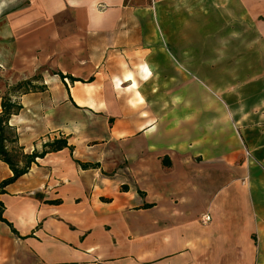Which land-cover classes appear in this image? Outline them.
<instances>
[{
    "label": "crops",
    "instance_id": "0c3cea01",
    "mask_svg": "<svg viewBox=\"0 0 264 264\" xmlns=\"http://www.w3.org/2000/svg\"><path fill=\"white\" fill-rule=\"evenodd\" d=\"M3 5L18 72L45 85L11 97L17 144L68 143L0 195L39 264H264V68L250 107L212 111L148 0Z\"/></svg>",
    "mask_w": 264,
    "mask_h": 264
},
{
    "label": "rangeland",
    "instance_id": "374dc122",
    "mask_svg": "<svg viewBox=\"0 0 264 264\" xmlns=\"http://www.w3.org/2000/svg\"><path fill=\"white\" fill-rule=\"evenodd\" d=\"M2 3L5 9L11 6V0H0ZM155 8L163 17V32L170 36L164 42L168 48H189L193 71L185 73L187 78L199 82L203 73L210 76L212 111L221 107L232 112L235 105L245 102L250 107L253 93L259 92L250 77L264 68V0H158ZM1 26L0 111L2 97L35 92L42 79L41 69L34 74L18 72L12 41L1 34ZM28 80H33L35 87L26 86ZM16 134L14 128H7L5 145L23 168L27 154L17 144ZM0 264H39L24 242L1 221Z\"/></svg>",
    "mask_w": 264,
    "mask_h": 264
},
{
    "label": "trees",
    "instance_id": "16d2710c",
    "mask_svg": "<svg viewBox=\"0 0 264 264\" xmlns=\"http://www.w3.org/2000/svg\"><path fill=\"white\" fill-rule=\"evenodd\" d=\"M58 74L62 78H64L63 74H61V73H58ZM71 79H72V81L75 80L73 78H71ZM40 85L41 86L38 87L37 91H44L45 85H43V84H40ZM26 86L35 87V84H33V80H28L26 82ZM11 97L10 96L9 97L8 96L2 97V102H1L2 111L0 113V160L9 166L10 170L12 171V176L7 178V179H4L0 183V195L6 193L4 189L8 185L14 183L21 176L28 173L31 165L34 162H36L37 158H43L46 155V153H48V152L58 151V150H61L65 147H68V143L65 139H57V140H54L53 142H47L44 144L42 152L34 151L32 154L25 155V165L23 168H20L17 165V163L14 161V159L12 158L10 152L7 150L6 145H5L6 129L12 128L9 125V120H10L12 115L17 114L21 109V105L17 104V102H15V101H13ZM4 208H5L4 204L0 200V221L2 223L6 224L10 228L12 233L19 236L18 231L14 228L13 224L3 217ZM19 237L24 239V237H21V236H19Z\"/></svg>",
    "mask_w": 264,
    "mask_h": 264
},
{
    "label": "built area",
    "instance_id": "2783aa9c",
    "mask_svg": "<svg viewBox=\"0 0 264 264\" xmlns=\"http://www.w3.org/2000/svg\"><path fill=\"white\" fill-rule=\"evenodd\" d=\"M150 1V5L152 7H154L156 5V0H149ZM247 155H249V152H246ZM212 217L209 213L203 214L201 216V220L203 223H209L211 221Z\"/></svg>",
    "mask_w": 264,
    "mask_h": 264
}]
</instances>
